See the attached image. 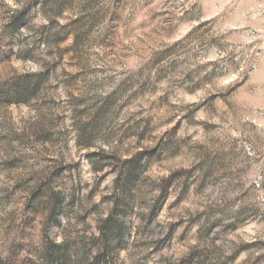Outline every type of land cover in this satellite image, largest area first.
<instances>
[{
	"label": "rangeland",
	"instance_id": "rangeland-1",
	"mask_svg": "<svg viewBox=\"0 0 264 264\" xmlns=\"http://www.w3.org/2000/svg\"><path fill=\"white\" fill-rule=\"evenodd\" d=\"M96 254L264 264V0H0V264Z\"/></svg>",
	"mask_w": 264,
	"mask_h": 264
},
{
	"label": "trees",
	"instance_id": "trees-1",
	"mask_svg": "<svg viewBox=\"0 0 264 264\" xmlns=\"http://www.w3.org/2000/svg\"><path fill=\"white\" fill-rule=\"evenodd\" d=\"M118 231H115V233L118 234ZM191 261H192L191 257H187L184 259L182 258L180 260V264H190ZM99 262H102L104 264V254H96L95 256H93L92 261L87 264H98Z\"/></svg>",
	"mask_w": 264,
	"mask_h": 264
}]
</instances>
